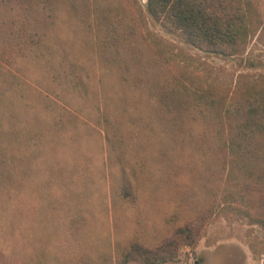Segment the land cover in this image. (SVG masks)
<instances>
[{
    "label": "rangeland",
    "instance_id": "obj_1",
    "mask_svg": "<svg viewBox=\"0 0 264 264\" xmlns=\"http://www.w3.org/2000/svg\"><path fill=\"white\" fill-rule=\"evenodd\" d=\"M33 2L38 9L31 12L0 9L5 41L0 40V80L7 78L0 123L8 119L12 128L10 179L1 186L8 196L0 206V264H139L138 255H125L133 243L145 249L170 244L166 250L174 249L173 258L160 264H264V221L253 213L261 194L245 189V199L223 195L229 180L218 167L222 155L211 152L210 160L196 150L202 126L194 128L197 134L187 144L158 138L150 126L133 129L126 123L122 138L105 140L101 83L106 80L110 111L126 108L131 116L140 98L94 52L78 56L80 45L95 43L102 13L112 10L110 17L117 16L158 51L166 77L191 91H209L224 106L264 87V0H250L261 8L242 10L248 33L229 55L201 50L167 32L149 13L147 0ZM71 3L76 13L67 14ZM27 27L36 29L44 44L57 35L62 44L73 45L69 59L89 71L81 76L83 89L63 88V75L54 77L53 60L47 71L44 57L22 51L20 31ZM79 108H89L88 115ZM53 117L56 124L46 127ZM207 160L216 163L208 172ZM254 176L264 180V160ZM124 185L130 188L127 197ZM184 226L191 230L190 243L176 233Z\"/></svg>",
    "mask_w": 264,
    "mask_h": 264
},
{
    "label": "trees",
    "instance_id": "obj_2",
    "mask_svg": "<svg viewBox=\"0 0 264 264\" xmlns=\"http://www.w3.org/2000/svg\"><path fill=\"white\" fill-rule=\"evenodd\" d=\"M114 1L108 0L110 3ZM147 1L149 13L167 32L178 35L185 42L201 50L227 55L237 51L248 33L247 19L242 10L256 9V6L261 8L258 4L250 3V0ZM11 3L23 8L15 9ZM53 5L56 6L55 1ZM71 5V10H66L65 13L75 12L72 10L74 4L71 3ZM0 9L31 12V10H37L38 7L33 0H0ZM108 11L112 12V10ZM108 11L105 10L99 20L100 25L96 28L95 43L80 45L78 56L94 52L104 65L114 68L118 78L126 83L134 93L136 92L140 99L136 106L130 108L132 109L131 116H127L126 108H123V112L110 111L111 106L105 96L108 92L106 80L101 83L104 99L99 113L104 121L102 128L105 140L122 138L124 132L121 126L126 123L133 129L136 127L144 130V127L148 129L150 126L158 138L169 137L187 144L191 136L197 134L194 128L197 129L196 126L201 125L202 129L197 134L201 137V144L196 147V150L210 160L213 156L211 152L217 151L220 156L222 155L218 167L222 173L226 171L229 180L224 183L227 189L224 190L223 195L231 198L234 195V197L245 199V189L260 192L261 198L256 200L253 213L264 221V188L260 187V185L264 186V180L258 181L254 176V170L258 168L261 160H264V87L245 91L230 99L226 105L223 106L220 102L222 106H218L219 102L217 103L213 93L209 91L205 93L196 87L191 91L179 80L174 82L166 77L164 71L166 65L158 51L147 42L138 39L135 36L137 32L134 33L131 26L126 27L121 19L116 18L117 16L110 17ZM2 19L3 17L0 18ZM77 23H80L78 18ZM38 36V31L33 28L27 27L20 31L19 42L25 45L22 46L24 48L22 51L30 52L32 57H44L47 71L48 60H53L57 69L53 70L54 77L60 78L63 75L64 83L61 84L63 88L71 89L80 86V89H83L81 76L85 74L88 77L89 71L80 63L69 59L68 54L73 45L62 44L57 35L51 36L53 40L50 39L44 44L38 40ZM86 36L89 35L86 34ZM3 37L0 32V40ZM69 76H71L70 81ZM0 81L4 83L3 87L0 86L1 96L7 89V78H2ZM66 84L68 85L65 86ZM132 97L136 95L133 94ZM61 100L67 103L72 102L69 103L70 105L76 103L73 99ZM93 107L99 109L95 105ZM88 109L76 110L88 115ZM1 111L3 110L0 109ZM137 112H139V117L135 120ZM91 119L94 118L91 116ZM56 120V117H53L52 122H46L44 125L51 127L56 124ZM230 121L234 123L230 125ZM214 122L218 123L216 128L212 127ZM184 124L187 129L182 130L181 125ZM228 127L230 132H227ZM10 131L12 132V128L8 119L0 123V206L8 196V191L1 186H6L10 179L8 162V154L12 146ZM127 131L131 132L127 129V134H129ZM211 144L214 145L211 146ZM210 160L205 161L206 172L213 169L216 164ZM70 167L73 170L77 168V165L73 164ZM261 169L259 168V172H262ZM64 177L68 179L65 175ZM58 178L55 177V181ZM252 179H256L257 182L252 183ZM65 184L62 183V186ZM122 194L124 197L129 196V186L122 187ZM176 233L183 236L186 243L192 240L191 230L187 226L179 228ZM167 245L170 244L161 243L155 249H145L133 243L125 255H138L134 261L139 264H160L173 258L174 249L166 250ZM167 251L169 254H166Z\"/></svg>",
    "mask_w": 264,
    "mask_h": 264
}]
</instances>
